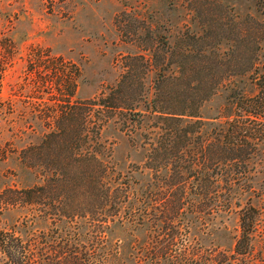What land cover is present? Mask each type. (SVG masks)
<instances>
[{"label":"trees","instance_id":"obj_1","mask_svg":"<svg viewBox=\"0 0 264 264\" xmlns=\"http://www.w3.org/2000/svg\"><path fill=\"white\" fill-rule=\"evenodd\" d=\"M172 37L146 59L157 74L150 97L130 61L108 94L69 102L40 144L21 149L30 168L45 162L43 182L0 193L11 218L0 229V264H210L203 244L190 238L206 228V217L233 212L240 235L229 257L239 263L251 255L259 210L243 195L254 188L264 142V84L254 92L231 87L238 73L222 69L225 51L213 57L208 45L196 47L195 35L180 43ZM257 60L250 56L241 74ZM65 77L74 94L75 77ZM223 91L224 108L203 116ZM117 115L141 132L133 146L143 158L126 169L102 138ZM221 254L217 264H229Z\"/></svg>","mask_w":264,"mask_h":264},{"label":"rangeland","instance_id":"obj_2","mask_svg":"<svg viewBox=\"0 0 264 264\" xmlns=\"http://www.w3.org/2000/svg\"><path fill=\"white\" fill-rule=\"evenodd\" d=\"M170 35L171 42L178 36L179 43L195 35L196 47L208 45L213 57L225 51L222 69L238 73L231 87L254 92L256 83L264 84V0H0V193L5 187L43 182L45 162L37 159V171L30 168L21 160V149L40 144L69 102L98 101L108 94L130 61L136 63L150 97L157 74L146 59L152 47L166 48ZM141 55L143 59L136 57ZM250 56L258 58L257 66L241 74ZM70 73L74 94L71 79L65 77ZM227 93L207 102L202 115H217ZM115 117L102 138L125 168L143 158V151L133 146L134 138L141 142V132L133 131L132 124L124 126L122 115ZM260 149L254 160V188L243 195L259 210L253 251L239 263L229 257L240 235L235 212L216 221L206 217V228L193 230L190 240L203 244L210 264H217L222 252L229 264H264V142ZM9 219L8 211L0 208V229Z\"/></svg>","mask_w":264,"mask_h":264}]
</instances>
